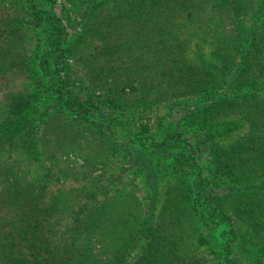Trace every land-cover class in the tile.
<instances>
[{
  "label": "trees",
  "instance_id": "obj_1",
  "mask_svg": "<svg viewBox=\"0 0 264 264\" xmlns=\"http://www.w3.org/2000/svg\"><path fill=\"white\" fill-rule=\"evenodd\" d=\"M21 1L0 3V148L40 100L76 138L122 131L110 148L134 183L75 187L56 159L0 158V264H264V0H70L93 39L77 66L106 64V117L68 90L62 19Z\"/></svg>",
  "mask_w": 264,
  "mask_h": 264
},
{
  "label": "rangeland",
  "instance_id": "obj_2",
  "mask_svg": "<svg viewBox=\"0 0 264 264\" xmlns=\"http://www.w3.org/2000/svg\"><path fill=\"white\" fill-rule=\"evenodd\" d=\"M0 3L3 5H13L17 8L16 6H19L22 1L0 0ZM35 5L39 9L52 10L57 17L62 19L66 32L69 34V40L64 47L66 49L65 56L61 62V72L65 77L67 75L70 76L69 82L71 85H69L68 90L73 94L83 96L85 99H91L95 107L90 109L94 110L97 115H102V117L109 116L113 110L110 112L105 102V97H103V94L106 95L107 89L101 77V75L103 76L105 70L104 65L106 64L99 61V63L94 66L93 72H91L87 65L83 66L80 62V65L77 66L78 59L85 61L87 64V62H89L87 61L88 56L93 53L91 47L93 46V44H91L93 39H90V44L89 42L83 43L81 36V15L83 11L74 9L70 0H35ZM28 32L30 36L29 44L33 52L37 56L41 55L42 50L45 48L44 28L38 31L32 29ZM74 47H79V54ZM78 67H80L79 70L77 69ZM122 87H129V85L124 83L121 88ZM125 92L131 93V87L127 88ZM99 94H101L102 97H100ZM131 95L135 96L133 93H131ZM47 104L49 103L35 100L32 106L35 107L34 109H36V112L30 114V116L36 117V119L40 121V112ZM2 113L3 110L1 109L0 115H2ZM54 113L56 114L54 115ZM57 113L59 114V110L52 111V117H44V119L41 118L42 121H36L33 124L34 127L17 140L16 146L18 147H16V149L8 144L3 145V147L0 148V158L14 161L17 167L30 161H38L49 165L51 163L50 160L53 158L54 161L56 159L59 166L63 167L60 169L63 171L61 175L67 179L70 186H90L91 184L87 182L88 179H90V177L92 179L99 177L101 181L107 179L111 181L112 185L110 189H113V193H115L114 190H116V188L130 190L131 184L134 183L133 176L128 173H123L121 170L119 171L121 159L113 157V149L110 148L115 144L119 145L125 142L124 133L114 128L112 134L96 135L93 144L91 143L92 141L89 140L90 138H76V136L68 133L69 126L65 123L66 119H63V117L57 115ZM115 113H118V111ZM100 145L103 146L102 150L100 149ZM4 150H7V152H4ZM207 158V153L201 150L198 157L199 164L208 167ZM64 167H69V169L65 170ZM32 169V171H34V168ZM55 169L59 168H54V172H56ZM25 171L29 173L30 170H24L23 172L25 173ZM118 175L121 177L120 183L114 181L115 176ZM122 182L124 183L123 185H121ZM220 233V229L214 232V236L218 240L221 239Z\"/></svg>",
  "mask_w": 264,
  "mask_h": 264
}]
</instances>
